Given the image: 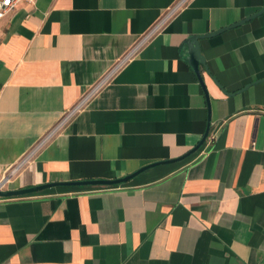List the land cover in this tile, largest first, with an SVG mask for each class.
I'll return each instance as SVG.
<instances>
[{"label": "crops", "instance_id": "obj_1", "mask_svg": "<svg viewBox=\"0 0 264 264\" xmlns=\"http://www.w3.org/2000/svg\"><path fill=\"white\" fill-rule=\"evenodd\" d=\"M176 0H21L0 19V180ZM264 0H190L0 197V264H264ZM247 86L245 89L242 90Z\"/></svg>", "mask_w": 264, "mask_h": 264}, {"label": "built area", "instance_id": "obj_2", "mask_svg": "<svg viewBox=\"0 0 264 264\" xmlns=\"http://www.w3.org/2000/svg\"><path fill=\"white\" fill-rule=\"evenodd\" d=\"M21 0H0V19L6 12L17 2ZM190 0H176L174 4L166 10L157 22L141 36L133 46L118 59L90 88H88L77 100L72 108L66 111L58 122L47 132L22 158L6 173L0 180V192L3 191L4 185L16 174L23 166H25L35 155L37 150L53 135L63 124H65L79 109H81L99 90L111 79V77L133 56L138 50L153 36L162 26L181 10Z\"/></svg>", "mask_w": 264, "mask_h": 264}, {"label": "water", "instance_id": "obj_3", "mask_svg": "<svg viewBox=\"0 0 264 264\" xmlns=\"http://www.w3.org/2000/svg\"><path fill=\"white\" fill-rule=\"evenodd\" d=\"M264 11V6L255 14L244 18L243 20L232 24L231 26L227 27V28H222L214 33L211 34H206L203 36H194V37H190L185 41V45L188 51V64L190 66V68L192 69L195 77L197 78L198 82L202 85L201 79H200V75H199V71H198V67L201 66L203 68H205L204 65V60L200 55L199 52V44L198 41L200 39H204V38H210L213 37L215 35L220 34L221 32L227 30V29H231V28H235L241 24H243L244 22L260 15L262 12ZM247 86H245L243 89H245ZM207 133H208V127L206 128L201 140L191 149L189 150L186 154H184L183 156H181L180 158H177L175 160H169V161H165V162H160V163H153V164H149L147 166H144L140 169H138L137 171H135L134 173L125 176L123 178L120 179H115V180H109V181H104V180H93V181H82V182H66V183H53V184H46V185H42V186H37V187H33V188H28V189H23V190H17V191H9V192H0V197H16V196H22V195H29V194H33V193H37L40 192L42 190L51 188V187H97V186H113V185H118L121 183H125L126 181L130 180L131 178H133L134 176H136L137 174H139L140 172L149 169L151 167H154L156 165L159 164H168V163H173V162H177L180 160H183L184 158L190 156L192 153H194L204 142V140L207 137Z\"/></svg>", "mask_w": 264, "mask_h": 264}]
</instances>
